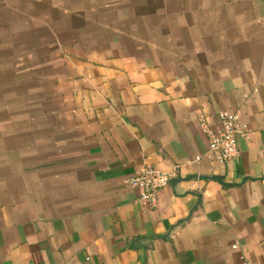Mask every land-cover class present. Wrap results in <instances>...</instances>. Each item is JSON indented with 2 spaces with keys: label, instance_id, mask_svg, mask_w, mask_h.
<instances>
[{
  "label": "crops",
  "instance_id": "0c3cea01",
  "mask_svg": "<svg viewBox=\"0 0 264 264\" xmlns=\"http://www.w3.org/2000/svg\"><path fill=\"white\" fill-rule=\"evenodd\" d=\"M223 112L249 138L218 164L198 117ZM146 167L153 209L125 184ZM263 239L264 0H0V264H244Z\"/></svg>",
  "mask_w": 264,
  "mask_h": 264
},
{
  "label": "built area",
  "instance_id": "2783aa9c",
  "mask_svg": "<svg viewBox=\"0 0 264 264\" xmlns=\"http://www.w3.org/2000/svg\"><path fill=\"white\" fill-rule=\"evenodd\" d=\"M219 127L213 129L207 118L200 114L198 124L208 139L207 156L218 164L234 160L239 155L238 142L248 139V130L239 114L223 112L219 115ZM129 187L141 190V201L150 209L156 207L159 192L169 184L168 175L152 167H146L125 180ZM235 248V246H234ZM262 262L246 261L244 264H264V239L261 242Z\"/></svg>",
  "mask_w": 264,
  "mask_h": 264
},
{
  "label": "rangeland",
  "instance_id": "374dc122",
  "mask_svg": "<svg viewBox=\"0 0 264 264\" xmlns=\"http://www.w3.org/2000/svg\"><path fill=\"white\" fill-rule=\"evenodd\" d=\"M33 109H34V113H39L40 111H39V107H33Z\"/></svg>",
  "mask_w": 264,
  "mask_h": 264
}]
</instances>
